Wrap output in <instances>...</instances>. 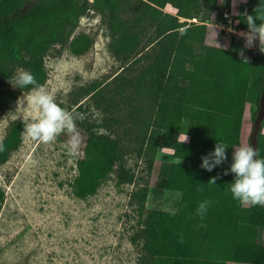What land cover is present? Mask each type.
<instances>
[{"label":"trees","instance_id":"1","mask_svg":"<svg viewBox=\"0 0 264 264\" xmlns=\"http://www.w3.org/2000/svg\"><path fill=\"white\" fill-rule=\"evenodd\" d=\"M219 1L0 0V117L21 92L32 87L8 86L17 68L32 72L43 85L47 79L44 56L54 45H66L74 55L88 51L92 37L72 36L88 12L106 19L108 49L114 57L126 61L138 51L145 52L140 72L121 81L143 96L138 107L143 114L149 112V117L140 119L137 152L149 172L157 151L171 149L174 161L155 192L179 194L170 209L146 208V187L131 195L137 202L145 264H264V206L232 198L228 183L234 174H224L231 154L226 152L225 161L212 171L200 167L201 157L217 141L228 150L240 145L245 110L254 105V121L264 88V52L258 42L254 50H247L250 59L243 60L237 48L241 40L216 30L229 39L228 45L209 43L208 25L189 20L210 9L215 12L212 23H223L222 11L229 10V0L218 12ZM166 6L173 12L165 11ZM246 15L264 17V0L245 1L244 11L233 16L236 29L248 30ZM95 126L85 123L83 156L76 161L73 184L79 198L95 193L112 172L118 184L132 183L135 177L119 160L118 139L94 130ZM24 127L22 121L9 127L2 139L5 150L0 152V163L20 145ZM181 134L187 139H180ZM253 147L264 157V136L257 135ZM213 177H217L215 184L209 182ZM3 198L0 188V202ZM205 199L214 204L201 220L195 210ZM181 231L183 242L177 235Z\"/></svg>","mask_w":264,"mask_h":264},{"label":"rangeland","instance_id":"2","mask_svg":"<svg viewBox=\"0 0 264 264\" xmlns=\"http://www.w3.org/2000/svg\"><path fill=\"white\" fill-rule=\"evenodd\" d=\"M245 1L229 0V11L242 13ZM224 3L219 1L218 12ZM164 10L173 12L170 6ZM214 14L206 9L195 17L208 25L209 43L227 46L229 39L218 35L212 25ZM80 33L94 41L84 54L74 55L66 45H54L44 56L47 79L43 86L71 113L74 130L62 132L48 143L33 140L23 131L20 145L0 163L4 194L0 202V264H145L132 193L146 187V208L170 209L179 197L178 193L155 192L159 179L174 161L172 150L160 148L147 172L137 148L140 119L149 117V112L143 114L138 107L143 96L121 84L122 79L140 72L146 63L145 52L138 51L126 61L114 57L108 49L106 19L94 11L80 18L72 36ZM238 47V56L250 59L246 48ZM19 70L24 69L17 68L14 75ZM11 83L13 79L8 86L14 89ZM94 83H98L96 88ZM29 94L30 90L23 91L18 98ZM17 99L0 117V140L13 123L25 124L26 112L17 108ZM253 107L249 104L245 110L239 146L253 147L255 137L264 136V109L258 110L253 121ZM87 122L96 123L94 130L118 139L119 160L135 177L132 183L118 184L112 172L95 193L79 198L73 182L76 161L83 156ZM179 138L184 140L185 136ZM235 148L226 152L232 154ZM134 237L137 239L133 241Z\"/></svg>","mask_w":264,"mask_h":264},{"label":"clouds","instance_id":"3","mask_svg":"<svg viewBox=\"0 0 264 264\" xmlns=\"http://www.w3.org/2000/svg\"><path fill=\"white\" fill-rule=\"evenodd\" d=\"M244 18L248 28L242 34L245 46L252 47L258 42L260 51L264 52V17L246 15ZM256 20L260 23H255ZM12 79L14 83L11 84L21 90L32 86L29 95L17 99V108L26 112L25 135L48 143L54 141L62 132L74 130L75 121L71 113L57 102L54 94L38 83L32 72L19 70ZM226 149L228 148L222 142L217 141L213 150L201 157L200 167L212 171L221 165L227 158ZM4 150L5 145L0 140V152ZM228 173L234 174L232 182L228 183V191L234 200L253 206H264V157H260L257 149L251 145L236 147L231 154V163L224 171L225 175ZM216 179L217 177H213L209 182L215 184ZM213 204L214 201L208 199L199 202L195 215L203 220ZM175 214L174 211L173 215ZM177 235L179 242H183V232H178Z\"/></svg>","mask_w":264,"mask_h":264},{"label":"built area","instance_id":"4","mask_svg":"<svg viewBox=\"0 0 264 264\" xmlns=\"http://www.w3.org/2000/svg\"><path fill=\"white\" fill-rule=\"evenodd\" d=\"M233 16L229 10L224 9L222 11V17L224 19V22L221 24L213 23L212 25L215 26L218 31H224L226 34L231 35L235 40H241L242 45L246 48V50H254L256 43L252 47H246L245 46V39L242 35L243 33H246L247 29H236L235 23L233 22ZM190 21H196V18L189 19Z\"/></svg>","mask_w":264,"mask_h":264},{"label":"water","instance_id":"5","mask_svg":"<svg viewBox=\"0 0 264 264\" xmlns=\"http://www.w3.org/2000/svg\"><path fill=\"white\" fill-rule=\"evenodd\" d=\"M261 107L264 109V88H263V93H262V98H261Z\"/></svg>","mask_w":264,"mask_h":264}]
</instances>
